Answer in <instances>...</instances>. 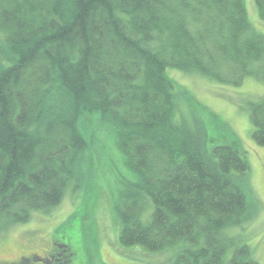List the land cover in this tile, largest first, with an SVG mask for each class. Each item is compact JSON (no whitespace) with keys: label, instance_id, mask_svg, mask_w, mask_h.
I'll use <instances>...</instances> for the list:
<instances>
[{"label":"trees","instance_id":"1","mask_svg":"<svg viewBox=\"0 0 264 264\" xmlns=\"http://www.w3.org/2000/svg\"><path fill=\"white\" fill-rule=\"evenodd\" d=\"M167 68L264 83V36L244 0H0V230L85 184L99 124L134 175L116 180L120 246L172 248L171 264H258L230 233L255 215L245 150L237 137L209 145ZM247 108L264 145V98ZM72 255L54 242L59 264H86Z\"/></svg>","mask_w":264,"mask_h":264},{"label":"rangeland","instance_id":"2","mask_svg":"<svg viewBox=\"0 0 264 264\" xmlns=\"http://www.w3.org/2000/svg\"><path fill=\"white\" fill-rule=\"evenodd\" d=\"M245 9L255 30L264 36V18H260L254 0H244ZM167 75L189 97L182 96L185 112L197 113L207 125L209 145L229 142L237 137L249 163L246 174L248 201L255 209L252 219L232 228L249 245L258 264H264V145L252 138L248 114L249 101L264 98V83L246 78L232 86L209 80L195 73L167 68ZM91 151L95 160L85 184L78 190L68 187L61 201L47 212L32 211L27 222L0 230V260H12L28 253L42 255L55 241L65 242L76 250L86 264H171L174 249L148 252L139 245L122 247L118 243V223L113 211L116 180L134 179L123 164L105 125L92 124ZM95 164V165H94ZM73 262V260H71Z\"/></svg>","mask_w":264,"mask_h":264},{"label":"flooded vegetation","instance_id":"3","mask_svg":"<svg viewBox=\"0 0 264 264\" xmlns=\"http://www.w3.org/2000/svg\"><path fill=\"white\" fill-rule=\"evenodd\" d=\"M54 258V243L49 250H44L42 255L28 253L20 255L12 260H0V264H59Z\"/></svg>","mask_w":264,"mask_h":264}]
</instances>
